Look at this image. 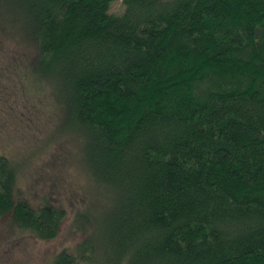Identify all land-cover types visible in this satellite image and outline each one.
<instances>
[{
    "label": "trees",
    "instance_id": "trees-1",
    "mask_svg": "<svg viewBox=\"0 0 264 264\" xmlns=\"http://www.w3.org/2000/svg\"><path fill=\"white\" fill-rule=\"evenodd\" d=\"M113 1L0 0L30 49L8 96L66 120L97 189L51 264H264V0ZM17 180L0 153V216L55 237Z\"/></svg>",
    "mask_w": 264,
    "mask_h": 264
},
{
    "label": "rangeland",
    "instance_id": "rangeland-1",
    "mask_svg": "<svg viewBox=\"0 0 264 264\" xmlns=\"http://www.w3.org/2000/svg\"><path fill=\"white\" fill-rule=\"evenodd\" d=\"M124 9V0H115L110 12L120 14ZM2 16L6 17L5 8H0ZM8 34L0 31V153L17 165V189L26 200L36 207L49 200L67 213L58 234L50 239L20 228L12 212L0 216V264H51L62 250L74 249L89 235L83 218L95 204L97 189L80 157L78 138L66 120L45 108L46 100H38L39 106L27 110L26 97L12 100L8 96L18 78H12L4 67H10L7 63L15 50L30 53L27 45Z\"/></svg>",
    "mask_w": 264,
    "mask_h": 264
}]
</instances>
